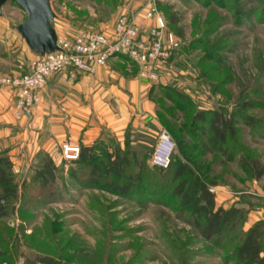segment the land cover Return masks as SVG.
Here are the masks:
<instances>
[{
	"label": "rangeland",
	"instance_id": "rangeland-1",
	"mask_svg": "<svg viewBox=\"0 0 264 264\" xmlns=\"http://www.w3.org/2000/svg\"><path fill=\"white\" fill-rule=\"evenodd\" d=\"M148 1L52 0L53 26L58 37L67 39L84 31L109 33L122 16L142 19ZM156 5L179 43L172 58L161 64L155 82L163 86L155 96L160 129L175 142V134L183 140L192 167L216 183L211 187L216 200L229 193L228 199L216 201L217 207L244 208L243 231H248L264 215V176L256 177L264 168L262 126L256 131L239 125L222 155L210 149L206 126L197 123L193 130L190 120L198 112L236 115L244 106L245 114L264 118V0H156ZM0 18L10 31L8 40L0 42V87L9 88L1 79L28 74L33 59L16 29L26 21L25 13L10 2ZM164 85L188 98V112L180 110L183 104L164 98ZM143 141L148 143L136 147L137 163L125 168L118 181L125 186L129 177L139 175L127 195L105 187L116 180L114 175L94 184L89 171L72 175L77 167L68 162L58 168L54 183L42 185L37 171L45 157L52 159L43 151L28 167L12 162L20 198L14 213L0 218V264H236L231 251L239 231L205 240L173 195L174 171L187 159L176 150L171 170L161 173L151 162L157 136ZM1 149L12 158L8 149ZM22 156L15 155L19 164Z\"/></svg>",
	"mask_w": 264,
	"mask_h": 264
},
{
	"label": "crops",
	"instance_id": "crops-1",
	"mask_svg": "<svg viewBox=\"0 0 264 264\" xmlns=\"http://www.w3.org/2000/svg\"><path fill=\"white\" fill-rule=\"evenodd\" d=\"M9 33L0 18L1 43ZM22 48L34 59L36 54L25 41ZM161 87L140 78L138 67L125 58L110 61L93 75L67 70L47 82L33 114L21 120L16 118L11 90L0 87V146L9 150L17 168L28 167L41 151L51 155L59 168L67 163L61 157L66 143L93 150L100 157L104 152L122 154L128 148L139 157L136 147L147 145L144 137L157 136L161 130L155 101ZM18 153L23 155L21 164L15 157ZM78 161L73 163L76 167ZM228 197L226 191L216 201Z\"/></svg>",
	"mask_w": 264,
	"mask_h": 264
},
{
	"label": "trees",
	"instance_id": "trees-1",
	"mask_svg": "<svg viewBox=\"0 0 264 264\" xmlns=\"http://www.w3.org/2000/svg\"><path fill=\"white\" fill-rule=\"evenodd\" d=\"M178 21L177 18L171 19V23L174 25L178 24ZM163 89L166 100L176 106L183 104V108L180 110L189 111V107L192 105L186 96L168 86H164ZM246 109L244 106L236 115H228L225 110L194 113L190 125L195 130L197 123L204 124L209 131L208 143L210 149L225 155L226 150L223 147L227 145L229 138L233 139L238 135L237 127L239 125L256 131L257 127L261 125L264 130V118L257 120L254 116L245 114ZM175 138L176 150L184 159H187L185 164L183 162L178 164L172 177V180L177 183L172 191L178 200L179 207L193 217L194 227L207 241L220 239L230 230L233 232L239 231V242L234 245L231 251L236 264H264V220L258 221L248 231L244 232L243 226L247 221L248 213L244 208L239 207L229 209L217 207L216 195L211 190V187L216 186V183L207 182L201 170L192 167V157L186 150L183 140H180L176 134ZM81 151L80 160L77 162V170L73 169L72 175L89 171L90 182L94 184H99L108 179L110 175H114L116 180L105 185V187L121 195L129 193L133 185L132 180L136 178L139 182V175H137L135 178L129 177L127 179L129 181L125 186L118 183V181L123 180L125 168L134 166L135 162L138 161L137 159H139L137 154L129 148L122 154L104 152L102 157L97 156V153L93 150L81 149ZM141 166L140 163V166L137 167L140 168ZM171 166L167 170L158 169L161 173L167 175L171 170ZM253 169L254 167H251V171ZM57 171L58 168L54 161L47 156L43 166L38 169L36 177L42 185H51L56 180ZM263 176L264 168L259 171L256 177L262 178ZM19 198V185L14 175L12 160L8 152L0 147V218H6L14 213L15 203Z\"/></svg>",
	"mask_w": 264,
	"mask_h": 264
},
{
	"label": "built area",
	"instance_id": "built-area-1",
	"mask_svg": "<svg viewBox=\"0 0 264 264\" xmlns=\"http://www.w3.org/2000/svg\"><path fill=\"white\" fill-rule=\"evenodd\" d=\"M57 45L58 49L52 53L35 55L28 74L1 79V84L15 93L14 108L18 120L32 113L47 82L67 70L93 75L110 61L125 58L138 67L140 78L156 82L161 64L172 58L179 48L176 36L167 31L166 20L159 13L156 0L148 1L142 19L125 15L109 33L84 31L73 39L58 37ZM176 148L170 133L160 130L151 157L152 165L169 169ZM80 155L79 146L66 143L61 147V157L66 162L74 163Z\"/></svg>",
	"mask_w": 264,
	"mask_h": 264
},
{
	"label": "water",
	"instance_id": "water-1",
	"mask_svg": "<svg viewBox=\"0 0 264 264\" xmlns=\"http://www.w3.org/2000/svg\"><path fill=\"white\" fill-rule=\"evenodd\" d=\"M10 2L17 4L27 17L16 29L30 50L41 56L56 51L58 35L53 26L56 14L52 9V0H0V15L3 7Z\"/></svg>",
	"mask_w": 264,
	"mask_h": 264
}]
</instances>
